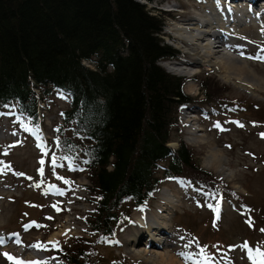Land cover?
Returning a JSON list of instances; mask_svg holds the SVG:
<instances>
[{"label": "trees", "instance_id": "trees-1", "mask_svg": "<svg viewBox=\"0 0 264 264\" xmlns=\"http://www.w3.org/2000/svg\"><path fill=\"white\" fill-rule=\"evenodd\" d=\"M153 11L135 0H0V116L37 128L40 110L64 100L48 148L89 181L84 221L95 238L54 249L63 264H105L92 262V245L114 239L164 182L236 195L178 135L181 109L198 101L162 66L182 54L163 40L171 14ZM200 87L199 103L226 89L211 77Z\"/></svg>", "mask_w": 264, "mask_h": 264}, {"label": "rangeland", "instance_id": "rangeland-1", "mask_svg": "<svg viewBox=\"0 0 264 264\" xmlns=\"http://www.w3.org/2000/svg\"><path fill=\"white\" fill-rule=\"evenodd\" d=\"M153 1L147 5L151 11L162 0ZM241 1L233 12L243 19L246 15L245 21L228 26V41L219 49V55L229 54L249 71L242 77L232 74L226 81L222 71L205 61L189 67L192 76H181L188 80L184 92L198 102L193 103V118L186 117L189 110L181 111L178 134L193 150L199 167L236 195L200 188L182 177L164 182L147 205L131 212L114 239L92 245V262L100 259L106 260L105 264H150L131 254L132 250L153 251L147 249V238L142 237L137 246L130 248L124 230L135 222L136 210L149 207L143 211L146 216L164 207L160 192L175 186L176 197L171 196V205L163 212L166 226L160 240L164 250L182 264H264V9L258 7L262 0L254 4H249L252 0ZM166 2L162 7L183 12L179 22L169 28L171 34L163 31L165 43L182 54L179 61L162 63L165 68L191 59L173 38L180 26H192L195 21L189 20L202 18L205 5H217L214 0ZM166 24H170L167 19ZM206 77L214 78L226 89L218 101L199 103L203 101L200 82ZM191 83L196 93L188 92ZM49 105L41 107L37 128L13 114L0 116V236L4 239L0 242V264H63L54 249L69 247L76 238H95L84 221L93 209L86 175L57 160L48 148L52 127L59 122V113L67 103L57 98ZM176 138L177 133L170 147L177 148ZM212 147L223 156L226 175L206 167ZM62 230L65 234L52 241L51 236ZM12 235L20 238V245Z\"/></svg>", "mask_w": 264, "mask_h": 264}, {"label": "bare ground", "instance_id": "bare-ground-1", "mask_svg": "<svg viewBox=\"0 0 264 264\" xmlns=\"http://www.w3.org/2000/svg\"><path fill=\"white\" fill-rule=\"evenodd\" d=\"M235 1L236 4L230 2L227 8L230 10L232 8L237 9V7H239L238 3H242V1ZM214 2L217 3V5L209 4L204 6V15L202 18L199 17L189 20L191 22L195 21L196 23L194 22L192 26H180L178 34H176V36L173 35L175 40L178 42L177 44H182L184 50H187L191 56V59L188 61L180 64L177 62L171 63L166 66V68L173 74L187 77L192 76V71H190L192 69H189V67L199 64V61L201 60L209 63L210 66H213L215 69L222 71L226 81H229L232 74L233 76L242 77L241 75L248 73L247 71L249 70L242 65L243 63L231 56H227L229 54L219 55V49L223 48L227 43L226 41H228L225 38L230 29L228 28V25L235 26L237 22L243 19V17H237V14L233 15L232 12L221 9V5L218 4V0H214ZM262 2L264 3V0H262ZM243 16L245 19L246 15ZM244 79L245 78H243V80ZM196 89L197 88L193 83L187 86V90L191 94L196 93ZM206 160L207 168L213 170L215 173L226 175V162L216 147H212V150L207 155ZM174 189L175 186H170L160 192V197L163 199V206H166V208H169L171 205L173 200L171 196H175ZM164 207H158L155 214L150 212L146 216L143 215V211L148 210L149 207L136 210L134 213V217L136 218L135 222H132L130 226L126 227L124 233L128 236L130 248L137 246L141 242V238L145 237L148 240L147 249H153V251L150 249H144L142 251L137 250L136 252L132 250L131 254L136 256L138 259L150 264H182L173 254H170V252L164 250L161 246L164 243H161L160 236L165 235L164 227L166 226V222L164 221L165 216L163 215L166 208ZM61 234H65V230H62L60 233H54L51 236V240H57ZM18 241L20 242V238H18ZM32 256L36 257L37 255L32 253Z\"/></svg>", "mask_w": 264, "mask_h": 264}]
</instances>
